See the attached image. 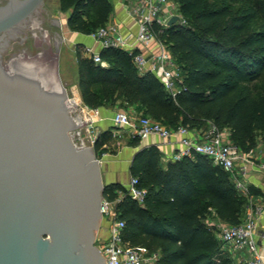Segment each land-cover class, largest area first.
I'll return each mask as SVG.
<instances>
[{"label": "trees", "instance_id": "trees-1", "mask_svg": "<svg viewBox=\"0 0 264 264\" xmlns=\"http://www.w3.org/2000/svg\"><path fill=\"white\" fill-rule=\"evenodd\" d=\"M58 1L62 11H69V29L85 34L105 26L113 10L112 0ZM172 1L183 22L154 29L179 67L176 95L155 74L138 69L137 52L102 48L99 54L107 63L102 66L78 45L83 104L135 107L170 128L210 122L228 129L243 152H254L264 144V0ZM113 143V129H108L98 135L94 149L103 155ZM126 144L137 147L140 138L131 136ZM130 172L147 190L142 204L123 195L125 188L116 183L106 184L104 193L125 221L126 242L159 253L157 264H236L209 224H238L249 205L229 172L200 154L164 166L156 146L140 148Z\"/></svg>", "mask_w": 264, "mask_h": 264}, {"label": "water", "instance_id": "water-1", "mask_svg": "<svg viewBox=\"0 0 264 264\" xmlns=\"http://www.w3.org/2000/svg\"><path fill=\"white\" fill-rule=\"evenodd\" d=\"M44 2L0 7V264H107L96 245L106 184L94 147L74 140L88 123L59 73L63 36L55 52L14 36Z\"/></svg>", "mask_w": 264, "mask_h": 264}, {"label": "built area", "instance_id": "built-area-1", "mask_svg": "<svg viewBox=\"0 0 264 264\" xmlns=\"http://www.w3.org/2000/svg\"><path fill=\"white\" fill-rule=\"evenodd\" d=\"M135 10L138 19L136 39L143 49L134 55V63L141 72L149 71L155 74L163 82L165 88L175 96L179 91L178 84L181 82L180 70L154 26L168 27L170 19L175 15L180 16L179 21L183 22L182 15L172 0H138ZM88 35L102 48H122L127 41L122 36L114 35V29L106 25ZM154 45L158 49L149 50ZM85 53L96 63L102 66L107 65L93 47H86ZM112 120L115 126L130 129L132 136L139 138L156 135L162 139H168L178 136L180 148L172 155L174 161L196 154L203 155L214 165L229 172L236 187L244 195H248V190L240 180L239 169L245 170V164L252 162L253 158L251 154L243 152L236 146L215 125L212 124L204 136H198L192 133L187 126L179 125L176 128H170L150 116L140 115L132 118L124 111L116 112ZM259 167L264 171V160H260ZM146 194L147 190L138 185L137 178L132 177L123 195H128L142 204ZM101 210L103 221H107V225L97 237L96 245L106 257L107 264H157L159 253L150 252L144 247L133 246L124 240L125 221L118 217L114 201L104 197ZM262 213V205H253L238 224L221 221L209 222L210 226L218 230L223 250L229 249L232 253L241 255L242 259L239 264H264V254L255 236Z\"/></svg>", "mask_w": 264, "mask_h": 264}, {"label": "crops", "instance_id": "crops-1", "mask_svg": "<svg viewBox=\"0 0 264 264\" xmlns=\"http://www.w3.org/2000/svg\"><path fill=\"white\" fill-rule=\"evenodd\" d=\"M112 3L113 10L106 26L114 29V35L122 36L127 40L124 47H122L123 49L130 53L142 51L143 48L136 39V34L138 32V19L136 16L135 6L137 5L138 0H112ZM68 30L69 33L72 35L71 37L72 40L75 42L76 47H78L79 45L83 48L85 56L88 57V55L85 53L86 47H93V49L97 52L101 51L102 46L98 42L94 41L88 34L72 31L69 29V27ZM157 49L158 47L154 45L149 50L156 51ZM75 64L77 69V62ZM71 80L72 82H74L75 87L79 91L77 75ZM85 107L88 110H93L91 117L92 120L90 119V128L98 126L99 123L102 131L113 129V136L117 137V126L114 125L112 120L116 112L111 113V110H114L118 107L114 108L104 106L96 109H91L87 106ZM127 110L132 115H141V113L137 111L135 107H129ZM108 120L111 121V124H109ZM211 125L212 123L205 122L201 125L196 126L195 128H192L191 131L192 133L198 136H204L210 129ZM99 134L93 137V142H95ZM129 138L127 140H129ZM123 140L124 139H120L117 141L121 146H119L116 152L109 151L102 155L103 159L100 160V163L102 173L106 179L105 184L116 183L125 188L132 178L130 166L133 157L135 153L142 147L156 146L161 155V163L164 166H166L169 162L174 161L172 159V155L180 148L178 136H172L168 139H162L156 135H152L147 138H140V145L137 147L129 146L126 144L127 140ZM256 154V158L251 155L253 161L245 164V170L239 169V177L245 185L246 189L248 190V195H245L248 198L249 203V205L247 206V210L253 205H262L263 207V213L260 217L259 225L255 232V236L257 241L261 245V250L264 254V171L260 169L258 161L264 160V150H261ZM194 156L195 155L191 157ZM224 251L236 264L240 263L242 258L239 253H232L229 249Z\"/></svg>", "mask_w": 264, "mask_h": 264}, {"label": "rangeland", "instance_id": "rangeland-1", "mask_svg": "<svg viewBox=\"0 0 264 264\" xmlns=\"http://www.w3.org/2000/svg\"><path fill=\"white\" fill-rule=\"evenodd\" d=\"M174 2V1H173ZM52 15L61 22V28L60 32L63 36V41L61 43V50H60V57H59V73L62 79L63 84L65 85L70 98L74 99L75 102L78 104V106L75 107V110L73 111L72 115L80 121L81 124H85L83 126H80L77 130L74 131V140L75 142L80 146H86V147H94V139L93 137L97 134L101 133V126L98 123V126H94L90 128V121L92 120V111L88 110L82 101L80 91L75 87L74 82H72V78L76 77L77 69H76V44L72 40V35L69 33L68 27H67V18L69 15V11H62L60 9V3L58 0H52ZM53 52H55V46H53ZM68 76V77H67ZM118 111H124L132 118H137L138 116L132 115L129 113V111L125 108H115L114 110H111V113H115ZM94 115V114H93ZM112 115V114H111ZM80 120H79V119ZM91 119V120H90ZM96 119V116H95ZM109 121V120H108ZM109 124H111V121H109ZM229 138H230V131L228 129L222 130ZM116 133L118 134L117 137H114V143L112 146H110V151H116L119 146H121L117 141L120 139H124L125 141L132 135V132L130 129H126L124 127H118ZM121 136V137H120ZM123 140V141H124ZM231 140V138H230ZM232 141V140H231ZM264 150V144L260 143L257 148L254 150V152L249 153L253 155L254 158L257 156V152ZM98 155V158L100 160L103 159L102 155ZM260 162V160H258ZM103 181L106 183V179L102 173ZM247 212V209H246ZM245 212V214H246ZM107 225V221H102L101 227L98 232V236L104 231V228ZM97 236V237H98Z\"/></svg>", "mask_w": 264, "mask_h": 264}, {"label": "flooded vegetation", "instance_id": "flooded-vegetation-1", "mask_svg": "<svg viewBox=\"0 0 264 264\" xmlns=\"http://www.w3.org/2000/svg\"><path fill=\"white\" fill-rule=\"evenodd\" d=\"M12 1L13 0H0V7L6 6ZM51 8L52 0H45L43 6L39 8L38 12L35 13L33 17L29 18L22 27L14 33V36L16 37L15 40L18 42L21 41L22 43L27 42L29 40L28 32H30L36 47L40 48L44 45L55 46V43L61 39V24L59 20L52 15ZM8 38L9 36L7 39ZM12 41L14 40H10L8 49L12 46ZM22 51L23 50L19 51V53Z\"/></svg>", "mask_w": 264, "mask_h": 264}]
</instances>
